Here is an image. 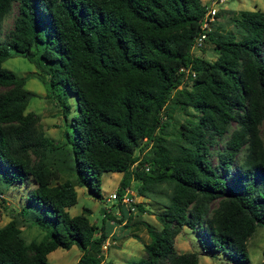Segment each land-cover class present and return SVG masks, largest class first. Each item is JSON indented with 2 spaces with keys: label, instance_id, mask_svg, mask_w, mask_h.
<instances>
[{
  "label": "trees",
  "instance_id": "obj_1",
  "mask_svg": "<svg viewBox=\"0 0 264 264\" xmlns=\"http://www.w3.org/2000/svg\"><path fill=\"white\" fill-rule=\"evenodd\" d=\"M14 2L0 40V184L31 183L20 211L44 234L26 240L9 219L0 226V264H63L46 255L73 244L81 251L73 264H111L101 257L105 211L99 227L88 208L67 211L75 184L101 196L105 171L121 172L117 192L131 179L140 196L169 188L155 214L160 228L148 227L144 255L130 264H198L194 251L174 247L183 225L197 231L203 249L247 260L246 240L264 225V10L232 15L234 33L208 30L204 42L216 54L207 59L191 50L201 0H0V33ZM11 50L39 67L66 125L62 143L25 111L27 75L1 65ZM180 67L194 76L185 79ZM59 82L63 89L54 92ZM67 92L75 96L73 114ZM168 104L196 112L171 141ZM60 164L72 179L58 180ZM118 207L120 223L125 208ZM257 264H264V242Z\"/></svg>",
  "mask_w": 264,
  "mask_h": 264
},
{
  "label": "rangeland",
  "instance_id": "obj_2",
  "mask_svg": "<svg viewBox=\"0 0 264 264\" xmlns=\"http://www.w3.org/2000/svg\"><path fill=\"white\" fill-rule=\"evenodd\" d=\"M208 0H203V2ZM240 9H257L264 10V0H224L218 9L215 21L211 25V29H216L221 33H234L235 28L231 21V16L235 15ZM16 12V3L12 4L11 10L4 16L1 26L0 40H2L7 31L12 26V17ZM194 54L201 55L204 58L212 59L215 56L213 42L207 39L201 47L194 48ZM11 55L1 62V65L14 72L17 76L27 75L24 87L31 91V96L25 107V111L31 110L38 115V122L44 133L51 137L59 144L64 141L63 118L59 106L54 98L46 95V88L41 77L36 75L39 67L35 60L29 61L25 56L11 50ZM40 62H44L36 57ZM64 83L59 82L53 87V91H61ZM66 97L71 106L70 114L76 111L75 96L71 92L66 93ZM166 109L169 113L168 125L165 129V137L168 141L174 139L180 130L179 123L187 119H195L196 112L187 107L184 111L177 106L168 104ZM70 117H68V120ZM142 144V143H141ZM140 144V145H141ZM61 147H65L61 144ZM147 148L140 152V155L146 153ZM136 153V149H135ZM59 163V162H58ZM58 180L64 178L72 179V172L60 164ZM121 173L118 171H105L100 177V193L99 198L94 197L87 191L85 185L75 184L76 201L67 207L69 214H77L88 208L87 214L89 220L97 227L100 226L102 213L104 212V224L114 225L115 228L105 237V241H109L105 249L101 251V257L111 264H130L131 261L144 255L143 243L149 240L148 227L159 229L160 222L156 218V212L163 211L166 202L164 193L169 190L165 185H161L158 192L148 193V196H140L135 190L139 181L131 179L128 185L129 189L134 192V200L139 203V207L132 212H128L126 208L123 210L125 214V224H119L120 219L119 207L116 201H109L107 196L110 192L115 191L120 179ZM31 183L15 182L8 184H0V226L9 219L14 218L21 229V233L26 240L30 238L40 239L44 234V230L37 225L30 223L27 216L21 213L20 208L24 203L28 189ZM162 188V191H161ZM33 206V205H31ZM124 206V205H122ZM35 212H39V208L33 206ZM107 213V214H105ZM111 223V224H110ZM121 223V222H120ZM113 241V242H112ZM264 242V225H256L251 235L246 240L247 260L238 261L231 260L223 251H207L201 246L198 233L196 230L183 225L179 232L174 236V247L177 251H194L197 254L198 264H257L262 259V247ZM80 249L75 245H71L68 249L57 247L47 253L46 259L52 263L73 264L80 255Z\"/></svg>",
  "mask_w": 264,
  "mask_h": 264
},
{
  "label": "built area",
  "instance_id": "obj_3",
  "mask_svg": "<svg viewBox=\"0 0 264 264\" xmlns=\"http://www.w3.org/2000/svg\"><path fill=\"white\" fill-rule=\"evenodd\" d=\"M223 1L224 0H208V2H205V11L199 21L200 31L193 39L191 50H193L194 48L201 47L204 43V40L207 36L206 32L211 29V25L215 21L219 6ZM180 70L184 71L185 79H187V75H190V77L194 76V71L191 70L189 67H180ZM142 168L144 170H148L149 164L147 162H144L142 164ZM107 199H109V201H116L120 205H124L123 207L128 209L129 213L135 209L134 192L129 189L128 186L121 188L119 192H117L116 190L110 192L107 196ZM108 243L109 241L103 240L101 248L105 249Z\"/></svg>",
  "mask_w": 264,
  "mask_h": 264
},
{
  "label": "crops",
  "instance_id": "obj_4",
  "mask_svg": "<svg viewBox=\"0 0 264 264\" xmlns=\"http://www.w3.org/2000/svg\"><path fill=\"white\" fill-rule=\"evenodd\" d=\"M201 1L203 2V0H201ZM118 172H120V171H118ZM120 173H121V172H120ZM125 221H126V220L124 219V220H122L121 223H119V224H122V223L125 222ZM110 224H111V223H110ZM114 228H115V226L112 225V224L110 225V227H109V225H105V224H104V229H105L106 232H109V233H110ZM111 229H112V230H111Z\"/></svg>",
  "mask_w": 264,
  "mask_h": 264
}]
</instances>
